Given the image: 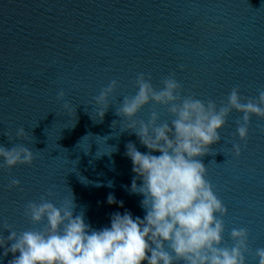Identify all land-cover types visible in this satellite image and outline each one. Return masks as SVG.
<instances>
[{
  "label": "water",
  "instance_id": "water-1",
  "mask_svg": "<svg viewBox=\"0 0 264 264\" xmlns=\"http://www.w3.org/2000/svg\"><path fill=\"white\" fill-rule=\"evenodd\" d=\"M138 73L150 74L157 89L174 73L182 96L218 106L234 87L242 97L258 98L264 90V0H0V146L24 145L34 153L31 166L0 167V236L10 235L5 222L18 234L42 229L24 215L27 202L41 196L59 207L73 195L74 214L84 213L97 230L110 227L116 212L143 219V197L130 192L135 174L125 152L128 142L142 153L148 149L116 115L123 96L135 95ZM113 79L119 86L97 122L94 97ZM60 90L71 110L57 100ZM153 110L160 122L172 119L166 107L153 103L135 119L146 122ZM242 115L232 111L221 141L202 162L228 209L222 246L232 245L233 228H246L247 264H258L255 251L264 248V119L251 117L245 142L236 133ZM20 127L30 141L16 138ZM237 143L239 157L232 151ZM13 178L20 187L8 190ZM109 194L123 207L109 205ZM4 251L0 247V264H9L13 254Z\"/></svg>",
  "mask_w": 264,
  "mask_h": 264
},
{
  "label": "clouds",
  "instance_id": "clouds-1",
  "mask_svg": "<svg viewBox=\"0 0 264 264\" xmlns=\"http://www.w3.org/2000/svg\"><path fill=\"white\" fill-rule=\"evenodd\" d=\"M178 67L184 69L183 64ZM135 84V95L123 96L116 115L127 121L125 131L131 130L148 149L142 153L128 142L125 152L135 174L130 192L143 197V219L134 218L128 211L116 212L110 217V227L97 230L86 223L84 213L74 214L77 205L73 195L59 207L41 196L39 202H27L24 215L34 225L43 224L42 229L18 234L6 222L3 226L10 235L7 239L0 236V247L5 248V256L13 254L9 264H247L246 228H233L232 245L222 246L223 217L228 209L206 179L207 167L202 158L221 141L220 133L233 110L243 114L236 121V133L241 141H247L251 117L264 119V90H259L254 99L242 97L239 88L234 87L227 101L218 106L194 94L182 96L184 90L174 73L161 81L159 89L151 83L150 74L138 73ZM118 86V80L113 79L94 97L99 106L97 122L103 121L109 97ZM64 98L60 90L57 100ZM150 103L166 107L170 122H160V113L155 110L146 122L137 121V114ZM63 107L71 110L72 106L64 101ZM260 131L264 132V126ZM16 138L31 140L24 127L17 129ZM232 151L239 157L240 144H233ZM0 160V167L8 170L17 165L31 166L34 153L24 145L10 149L0 146ZM20 183L11 179L8 190L19 188ZM47 195H52L51 190ZM107 202L123 207V201L118 202L112 194ZM8 242L11 246L5 247ZM255 255L258 264H264V248H257Z\"/></svg>",
  "mask_w": 264,
  "mask_h": 264
}]
</instances>
